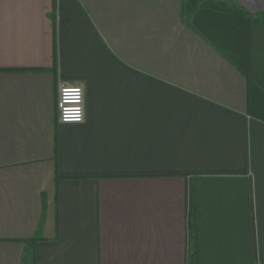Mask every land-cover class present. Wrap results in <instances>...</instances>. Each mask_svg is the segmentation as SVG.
Wrapping results in <instances>:
<instances>
[{"label": "crops", "instance_id": "crops-1", "mask_svg": "<svg viewBox=\"0 0 264 264\" xmlns=\"http://www.w3.org/2000/svg\"><path fill=\"white\" fill-rule=\"evenodd\" d=\"M258 1L0 0V264H264Z\"/></svg>", "mask_w": 264, "mask_h": 264}, {"label": "built area", "instance_id": "built-area-1", "mask_svg": "<svg viewBox=\"0 0 264 264\" xmlns=\"http://www.w3.org/2000/svg\"><path fill=\"white\" fill-rule=\"evenodd\" d=\"M254 1V0H253ZM57 118L60 123H80L84 119V89L80 84L59 83Z\"/></svg>", "mask_w": 264, "mask_h": 264}, {"label": "trees", "instance_id": "trees-1", "mask_svg": "<svg viewBox=\"0 0 264 264\" xmlns=\"http://www.w3.org/2000/svg\"><path fill=\"white\" fill-rule=\"evenodd\" d=\"M197 0H184V3H183V11L185 13H189L191 11V9H193L195 6H197ZM202 5H207L208 2L207 1H203L201 2ZM213 7H221L220 4H216V3H210ZM223 7V6H222ZM191 209H192V205H191ZM190 232H191V237H192V240H193V244H192V248H193V259L192 261L190 262V264H197V239H196V232H195V229H194V224L190 223Z\"/></svg>", "mask_w": 264, "mask_h": 264}, {"label": "rangeland", "instance_id": "rangeland-1", "mask_svg": "<svg viewBox=\"0 0 264 264\" xmlns=\"http://www.w3.org/2000/svg\"><path fill=\"white\" fill-rule=\"evenodd\" d=\"M207 1V2H214L216 4H220L223 7H229L232 8L233 6L238 4L237 0H197V3L199 4L200 2ZM254 2H259L258 0H254ZM191 258L189 259L187 264H190V262L193 259V248L191 247Z\"/></svg>", "mask_w": 264, "mask_h": 264}, {"label": "water", "instance_id": "water-1", "mask_svg": "<svg viewBox=\"0 0 264 264\" xmlns=\"http://www.w3.org/2000/svg\"><path fill=\"white\" fill-rule=\"evenodd\" d=\"M238 3L249 12H255L261 9L263 5V1L254 2L253 0H238Z\"/></svg>", "mask_w": 264, "mask_h": 264}]
</instances>
